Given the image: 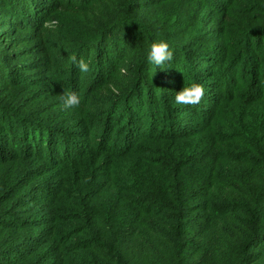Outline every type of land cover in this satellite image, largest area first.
Returning a JSON list of instances; mask_svg holds the SVG:
<instances>
[{
	"label": "trees",
	"instance_id": "obj_1",
	"mask_svg": "<svg viewBox=\"0 0 264 264\" xmlns=\"http://www.w3.org/2000/svg\"><path fill=\"white\" fill-rule=\"evenodd\" d=\"M157 1L175 15L182 10V0H34L45 6L37 21L28 11V20L1 13L9 24L0 25L7 29L0 64L14 68L0 79V153L8 154L5 164L26 165L10 172L0 207L43 180L47 230L35 243L52 247L46 255L54 264H264V1L251 0L263 5L245 21L240 0H195L218 16L213 52L195 57L205 71L183 68L189 52L170 45L171 64L147 61L153 43L184 34L143 27L138 17ZM56 13L60 26L50 24ZM92 53L100 65L83 72L91 80L83 84L70 58L88 61ZM192 83L208 90L176 112L188 121L166 122L164 99L175 103V92ZM43 84L65 111L53 127L45 118L37 119L48 126L34 117L22 124L20 108L2 104V96L19 92L21 100ZM143 86L154 97L144 126L123 110ZM65 91L77 93L79 107H63ZM116 111L120 120L105 127ZM76 135L82 146L69 140ZM0 217L6 229H20V219ZM24 246L0 255V264L26 261L33 251L25 255Z\"/></svg>",
	"mask_w": 264,
	"mask_h": 264
},
{
	"label": "rangeland",
	"instance_id": "obj_2",
	"mask_svg": "<svg viewBox=\"0 0 264 264\" xmlns=\"http://www.w3.org/2000/svg\"><path fill=\"white\" fill-rule=\"evenodd\" d=\"M33 1L34 0H28V5L23 6L22 0H20L19 2H17V0H0V25L9 24L1 18V13H10L14 16L20 14L25 20H28L29 16L31 17L29 20H39L40 15L44 12L45 6L40 9L39 4ZM251 3V0H240L238 2L239 12L242 15L240 19H244L245 21L251 19L254 20V18L251 16L252 14L245 13L250 11L249 9L251 7H256L257 9H259L263 5H260L258 3ZM45 4L49 10L50 1L46 2ZM180 7L182 8V10L178 13V15H175L170 9L168 3L164 1H157L155 8L147 10V12H144V14L140 15L138 18L143 27L147 28L148 32L152 31L153 28L151 27V25L155 24L154 29H161L169 37H171V34L174 33H184L177 38H169V41L166 40V42L171 47L177 48V50H179L180 52H183L184 50H186V52H189V60L186 59L183 61V68L186 67V65H189L196 69H200L201 71H205L207 69V65L202 64L203 60H195V57H200L201 55H206L213 52L216 44L218 43V38L214 33L215 28L218 26V16L216 15V13L209 12L208 10L202 11V4L195 0H182V2L180 3ZM39 9L40 11H38ZM24 11H28L29 13H31V15L25 17ZM54 16L56 17L50 22V24L52 26L62 25L63 16L58 13H56ZM54 16H50V18L52 19V17ZM260 16L264 17V15ZM3 31H7V29H0V37ZM159 32L160 31H157L156 33L158 34ZM124 33L125 31L122 32L121 36H123ZM158 35L164 36L162 32H160ZM4 41L5 39H0V45H3V47ZM90 55L91 60H84L88 65V71L86 73L89 76H91L94 70L97 69L100 65V62L96 58H92V56H94V53ZM150 64L152 67H157L155 64ZM13 68L14 65L12 64V62H4V64H0V79L8 77V74L5 73L6 70H11ZM32 75L34 74H27L26 78H29ZM15 77L19 78L20 75L16 74ZM81 80L83 84L86 82L90 84L89 82L91 81L84 76L83 72ZM175 82L177 81L175 80ZM169 84L168 87H170L171 85ZM207 90H204L203 94ZM18 95L19 92L16 93L14 97L10 94H8L7 96H2V104L8 107V109L6 108L7 110H9V107L12 109L16 107L20 108V112L17 117L22 124L33 123L31 122L32 118L30 117H34V119H36L35 121H40L38 124L45 126H48L49 124V127H53V125L49 122L54 118H58L62 113L65 112L58 105V96L54 94L51 85L43 84L41 88L28 90L23 94L21 100H16V97ZM12 97L13 99H11ZM34 98L37 99L33 100ZM153 98V95H150V91L145 90V86H143L141 89L139 88L138 92L134 93L131 96V100L129 99L130 101L128 100L129 102L127 101L123 106V110L125 113L129 111V114H127V118L128 115L134 116L136 113V117H138V120L142 117L141 122L144 126L145 120L147 121L148 119L145 114L148 113V106L151 105V99ZM168 99H170V97H168ZM164 101V104L167 105L170 110L166 122L172 120L173 122H175L174 120H177L186 123V121H188V117L190 116V114H186V112L181 116L176 117V112L183 108V106L185 108L186 105L171 103L167 99H164ZM154 104L155 103H153V105ZM140 106L142 112H139ZM37 118H45L48 124L47 122L41 121ZM127 118L126 116L124 117L125 121L123 123L126 122ZM119 120L120 115L116 111V113L112 115L111 120H105L104 126L106 127L109 121H111V126H114ZM101 121L103 122V120ZM70 126L71 123L70 121H68L62 127ZM60 137H64V134L60 133ZM69 140L80 146H82L84 143V140L78 138L77 135L75 138H69ZM17 145H19L18 142ZM9 146H12V144H9ZM7 158L8 154L0 153V185L2 186V188H0V204L3 203L5 199L3 198V195H5V191L8 190L3 189V185L11 174L10 172L12 171L13 173H19V171L21 170V168L19 169V167L26 165L15 163L17 165L12 166L10 163L5 164L4 161ZM42 181L43 180H39L36 183L31 184L26 190L22 191L20 199L17 200L15 197L10 203H8V205L11 206L2 205L0 207V213L8 215L12 219H20V223L18 224L20 229H17V227H15V223H12L11 221L8 223H12V225H14V228L6 229L4 227L5 223H7L6 219L4 217H0V255H3L4 253L7 254L10 249L16 248V246H22L24 244V248L19 251H23L25 255L30 253L29 251H33V254L26 261H21V263L18 264H54L53 262H51V258L46 255L47 251H52V247H43L37 250L35 243V241H37L39 238H43L42 236L47 230V225L42 224L44 223L46 217V213L44 211H48V206L44 203H40V199L44 198L43 192L41 191ZM12 207L14 208L13 211H11ZM32 244L35 245L31 246Z\"/></svg>",
	"mask_w": 264,
	"mask_h": 264
},
{
	"label": "clouds",
	"instance_id": "obj_3",
	"mask_svg": "<svg viewBox=\"0 0 264 264\" xmlns=\"http://www.w3.org/2000/svg\"><path fill=\"white\" fill-rule=\"evenodd\" d=\"M70 59L71 62L76 64L82 72L88 71V65L82 58L77 60L76 57L73 56ZM146 59L149 63L160 67L162 65L171 64L174 59V54L166 42L160 41L151 45L146 54ZM203 92V86L197 83H192L186 87L183 86L180 91L175 92L174 102L177 104L195 105L202 99ZM60 100L65 109L76 108L80 105V97L75 92H63L60 95Z\"/></svg>",
	"mask_w": 264,
	"mask_h": 264
}]
</instances>
